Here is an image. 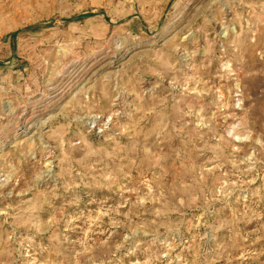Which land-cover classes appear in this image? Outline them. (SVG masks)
<instances>
[{
  "label": "rangeland",
  "instance_id": "1",
  "mask_svg": "<svg viewBox=\"0 0 264 264\" xmlns=\"http://www.w3.org/2000/svg\"><path fill=\"white\" fill-rule=\"evenodd\" d=\"M0 264H264V0H0Z\"/></svg>",
  "mask_w": 264,
  "mask_h": 264
},
{
  "label": "bare ground",
  "instance_id": "2",
  "mask_svg": "<svg viewBox=\"0 0 264 264\" xmlns=\"http://www.w3.org/2000/svg\"><path fill=\"white\" fill-rule=\"evenodd\" d=\"M25 122V121H24Z\"/></svg>",
  "mask_w": 264,
  "mask_h": 264
}]
</instances>
